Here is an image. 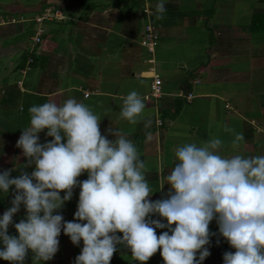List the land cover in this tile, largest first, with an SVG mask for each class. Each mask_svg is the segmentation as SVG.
<instances>
[{
    "label": "crops",
    "instance_id": "obj_1",
    "mask_svg": "<svg viewBox=\"0 0 264 264\" xmlns=\"http://www.w3.org/2000/svg\"><path fill=\"white\" fill-rule=\"evenodd\" d=\"M164 2L166 11L157 19L159 0H0V173L15 169L12 178L21 172L31 175L34 165L24 167L27 158L17 147L23 129L30 126L29 108L69 98L101 117L100 131L108 140L115 139L109 131L119 129L136 145L149 169L145 177L154 191L149 197L153 202L167 198L170 186L164 177L178 162L175 149L185 143L199 145L215 137L223 141V156L264 155V25L260 32L252 30V17L264 16V0ZM52 6L61 9L65 19L45 24L43 43L26 69L35 19ZM147 24L160 36L153 49L142 45ZM154 77L163 82L160 99L148 96ZM194 80L199 83L193 85ZM133 90L146 106L135 125L120 118L123 99ZM189 93L190 100L179 96ZM148 120L151 126L145 128ZM225 127L243 133L244 141L233 145L234 134ZM46 133L38 134L41 144L52 139ZM77 179L82 182L88 174ZM79 193L75 187L72 199L54 214L74 221ZM14 194V187L6 196L0 192V217L12 206ZM26 216L21 205L8 235L18 238L15 224ZM146 219L167 223L157 215ZM164 231L168 229H156L157 236ZM209 231L205 247L210 255L202 264H224V253L235 249L219 234L215 219ZM58 239L59 250L51 260L34 261L29 250L23 264H75L83 241L73 245L63 229ZM110 264L138 262L118 245ZM146 264H164L160 250Z\"/></svg>",
    "mask_w": 264,
    "mask_h": 264
},
{
    "label": "clouds",
    "instance_id": "obj_2",
    "mask_svg": "<svg viewBox=\"0 0 264 264\" xmlns=\"http://www.w3.org/2000/svg\"><path fill=\"white\" fill-rule=\"evenodd\" d=\"M165 11L159 0L157 19ZM145 107L133 90L123 99L120 118L135 125ZM29 113L30 126L17 147L27 158L24 167L34 165V171L15 178V169L0 173V192L6 196L15 189L12 206L0 217V260L23 264L31 250L34 261H49L59 250L63 229L73 245L83 241L75 264H110L118 245L129 249L138 264L158 250L164 264H202L210 255L205 246L215 219L219 234L235 249L224 253V264H264V155L223 156V141L215 137L199 145L185 143L175 149L178 162L164 177L170 186L167 198L153 202L145 177L149 169L136 145L119 129L109 131L114 141L103 136L102 119L92 108L69 98L33 105ZM150 126L146 121L145 128ZM45 129L52 139L41 144L38 134ZM224 131L234 134L233 145L244 141L243 133ZM146 136L151 139L152 133ZM85 172L88 179L78 181ZM75 187L80 188L77 211L74 221L65 222L54 212L72 199ZM21 205L27 216L15 224L17 238L8 235V228ZM152 215L167 223L146 219ZM164 228L168 231L157 236L156 229Z\"/></svg>",
    "mask_w": 264,
    "mask_h": 264
},
{
    "label": "built area",
    "instance_id": "obj_3",
    "mask_svg": "<svg viewBox=\"0 0 264 264\" xmlns=\"http://www.w3.org/2000/svg\"><path fill=\"white\" fill-rule=\"evenodd\" d=\"M145 14H150L149 9H143ZM65 17L61 11V9L57 7H48L46 8L36 19H35V30L33 32L32 37L30 38V43L28 44L25 55H26V69L30 68V65L35 61V55L37 53L38 47L43 43L44 35H45V24L49 22L59 23L64 21ZM160 41V36L155 27L151 24H147L144 28V35L142 36V45L145 47L153 49L156 44ZM199 80L192 81L193 85H197ZM162 80L159 77H154L153 82L150 86V90L148 96L152 99H160L164 93L162 91ZM90 93L85 92L84 97H89ZM182 98L190 100L193 98L192 93L188 95H179ZM157 126H162V121L157 122Z\"/></svg>",
    "mask_w": 264,
    "mask_h": 264
},
{
    "label": "trees",
    "instance_id": "obj_4",
    "mask_svg": "<svg viewBox=\"0 0 264 264\" xmlns=\"http://www.w3.org/2000/svg\"><path fill=\"white\" fill-rule=\"evenodd\" d=\"M264 25V16L255 15L252 17V30L257 33ZM263 30V29H261Z\"/></svg>",
    "mask_w": 264,
    "mask_h": 264
},
{
    "label": "rangeland",
    "instance_id": "obj_5",
    "mask_svg": "<svg viewBox=\"0 0 264 264\" xmlns=\"http://www.w3.org/2000/svg\"><path fill=\"white\" fill-rule=\"evenodd\" d=\"M33 35V34H32Z\"/></svg>",
    "mask_w": 264,
    "mask_h": 264
}]
</instances>
